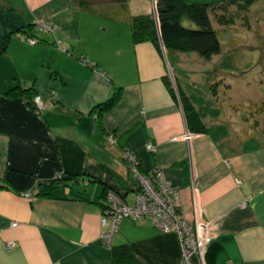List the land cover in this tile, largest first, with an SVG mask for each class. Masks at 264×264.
<instances>
[{"label": "crops", "instance_id": "crops-1", "mask_svg": "<svg viewBox=\"0 0 264 264\" xmlns=\"http://www.w3.org/2000/svg\"><path fill=\"white\" fill-rule=\"evenodd\" d=\"M150 1L93 0L97 13H90L70 0H0V37L11 34L0 55V264H112L110 245L122 243L140 264H183L178 234L147 219L122 217L109 246L101 239L95 196L105 184L129 203L138 165L161 169L178 187L179 215L210 236L190 264H264V132L238 139L231 130L244 127L247 113L227 118L228 109L261 97L237 95V84L248 86L237 79L224 84L229 99L215 95L223 72L215 55L133 42L115 17L153 13ZM40 21L49 28L39 27L37 40L14 31ZM180 68L185 81L173 77ZM14 85L32 87L44 110L25 95L8 96ZM178 86L204 132L188 128ZM117 89L98 120L94 106ZM64 171L92 177L89 200L37 196Z\"/></svg>", "mask_w": 264, "mask_h": 264}, {"label": "trees", "instance_id": "trees-1", "mask_svg": "<svg viewBox=\"0 0 264 264\" xmlns=\"http://www.w3.org/2000/svg\"><path fill=\"white\" fill-rule=\"evenodd\" d=\"M93 0H70L71 4L79 7L81 10L90 13H97L92 4ZM124 1V0H122ZM253 0H206L204 2L184 0H157L156 19L153 13H140L136 15L125 14L116 16L115 19L127 24L130 28L133 42L149 41L159 48L160 44L167 50L194 51L203 57H210L218 54L222 49L221 28L220 26L229 25L235 19L242 21L248 17V11ZM40 30L35 23H25L14 31L21 32L23 36L37 40V33ZM10 33L0 37V55L6 52ZM167 87L174 95L173 88L170 87L169 80L163 78ZM215 85H212L214 91ZM178 96L182 104L185 120L188 128L192 132H204L206 125L201 119L200 113L190 101L185 92L178 86ZM8 96L15 97L25 95L29 100L36 95L35 90L30 86L14 85L6 92ZM120 90L117 89L111 97L96 104L93 111L99 120L103 111L111 108L119 98ZM259 103V102H258ZM258 113L264 111V100L257 105ZM256 110V109H255ZM137 170L145 175L150 171L143 172L136 166ZM159 169V168H153ZM132 171V170H131ZM133 176V174H132ZM134 180V181H133ZM131 183L132 191L137 188V180L133 176ZM93 181L91 176H85L81 173L71 174L70 172H61L57 174L50 182L40 184L37 190V196L50 198H66L89 200L87 193L88 184ZM3 184H1L2 186ZM81 185V186H80ZM72 189L66 191V189ZM113 189L107 185L100 187V193L95 196L100 204L101 210L107 206V193ZM114 191V190H113ZM124 199V197H123ZM112 254V264H140L132 248L126 244L110 245Z\"/></svg>", "mask_w": 264, "mask_h": 264}, {"label": "rangeland", "instance_id": "rangeland-1", "mask_svg": "<svg viewBox=\"0 0 264 264\" xmlns=\"http://www.w3.org/2000/svg\"><path fill=\"white\" fill-rule=\"evenodd\" d=\"M184 1L204 2L206 0ZM156 3L157 0L150 1L151 8L153 6V15L155 16V19L156 15L154 14V10L156 9ZM219 28H221L220 35L223 44L221 52L215 54V58H218V61L220 60L223 72L221 76L222 78L219 79L220 81L213 84L215 85L214 91L216 93L218 92L223 99H229L227 96L230 93L229 91H226L225 88H223L225 87L224 84L227 81L230 82L231 80L235 79H237L239 82L247 80V87L237 84L234 92L237 95L243 94L242 92H247V94L249 95H251L252 93L254 100L257 97H261V100H264V95L262 96V93L264 94V0H253L250 11H248V17L243 21L238 18L231 22L229 25H223ZM193 64V61L187 62L188 66H193ZM185 73H188V71L184 70V68H180L178 69L177 74L175 72V76L173 74V77H179L184 79L185 81L187 80V77H185L184 75ZM236 74L237 77H234V75ZM215 75L218 76V74L216 73ZM200 76L201 75H199V77ZM169 83L172 84L170 78ZM36 96L37 94L32 97L30 103L35 111H42L44 110L45 103L42 100L43 106L38 108L34 103V98ZM261 100L253 103L247 100H243L241 104L236 106L237 108L233 107L232 110H227V118L229 121L232 120L233 117L238 116L236 112L237 110L240 111L241 115L247 113L246 124L248 123L249 126L244 124L242 125L244 127L240 129V125H236V127H238V130L234 128L233 130H231L234 137L240 139L241 137H244L254 131H257L259 133L264 132V111H262V113H258L259 107L257 106L259 105V103H261ZM249 119L251 120V122H248ZM236 122L237 124H240V119L239 121L236 120ZM89 187L91 188L89 193H93L96 189V187L92 186V184L89 185ZM128 199L130 200L129 203H132V197L130 194L128 196Z\"/></svg>", "mask_w": 264, "mask_h": 264}, {"label": "built area", "instance_id": "built-area-1", "mask_svg": "<svg viewBox=\"0 0 264 264\" xmlns=\"http://www.w3.org/2000/svg\"><path fill=\"white\" fill-rule=\"evenodd\" d=\"M37 23L42 29L49 28L44 21ZM34 100L38 108L43 106L40 96L37 95ZM146 145L152 150L150 144ZM126 156L131 157L129 153H126ZM132 174L138 182L137 188L139 186L132 192V203H128L113 190L107 193V206L100 218L103 228L100 236L103 243L109 246L112 233L122 217L127 216L136 221L147 219L161 230L174 231L178 234L182 247V262L190 264L191 256L201 253L203 246L210 242V236L201 235L202 226L179 215L178 187L164 176L161 169H151L148 174L143 175L133 166ZM13 245V242H7L5 248L10 249Z\"/></svg>", "mask_w": 264, "mask_h": 264}, {"label": "water", "instance_id": "water-1", "mask_svg": "<svg viewBox=\"0 0 264 264\" xmlns=\"http://www.w3.org/2000/svg\"><path fill=\"white\" fill-rule=\"evenodd\" d=\"M154 14L156 15L157 13H156V9L154 10Z\"/></svg>", "mask_w": 264, "mask_h": 264}]
</instances>
